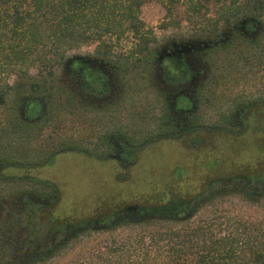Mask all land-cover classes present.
<instances>
[{
  "label": "trees",
  "instance_id": "trees-1",
  "mask_svg": "<svg viewBox=\"0 0 264 264\" xmlns=\"http://www.w3.org/2000/svg\"><path fill=\"white\" fill-rule=\"evenodd\" d=\"M145 1L0 0V163H42L70 147L97 151L96 134L107 119L78 109L73 96L54 86L55 70L70 50L91 43L97 53L113 55L126 66L139 62L156 39L140 14ZM158 1L166 8L160 27L179 23L173 13L183 2L199 35L244 17L264 22V0ZM209 2L216 6L206 15ZM221 60L205 102L223 101L239 79L264 74V34L248 50ZM31 68L48 92L47 108L34 122L23 120L16 102L9 101ZM11 76L18 78L16 83ZM115 115V125L131 130L137 142L157 124L156 114L142 104ZM17 180L0 174V183ZM235 194L237 201L225 202L226 195ZM188 211L180 217L147 208L140 214H116L105 227L81 225L80 232L60 241L61 249H70L62 264H264V180L218 181L206 186Z\"/></svg>",
  "mask_w": 264,
  "mask_h": 264
},
{
  "label": "flooded vegetation",
  "instance_id": "flooded-vegetation-1",
  "mask_svg": "<svg viewBox=\"0 0 264 264\" xmlns=\"http://www.w3.org/2000/svg\"><path fill=\"white\" fill-rule=\"evenodd\" d=\"M263 34L264 22L244 17L232 23H224L218 32L209 35L184 32L162 35L151 42L149 50L139 61V76L143 80L139 83L135 79L137 75L127 73L126 64L113 55L104 56L94 49L91 52L80 51L67 55L58 76L53 77L54 86L73 96L78 109L103 116L108 123L101 124L96 134L99 143L96 152L89 153L81 148L70 147L57 153L71 150L86 152L120 170L136 165L143 152L158 147L165 140H195L196 137L190 134L199 129L210 133L218 131L235 138L242 137L251 120L264 121V90L247 97L238 96L233 112L218 117L221 123L217 121L201 125L197 110L202 93L211 94L217 66L222 65V60L218 62V58L248 50ZM37 87L36 81L32 80L28 90L21 95L20 106L17 108L25 121L39 120L47 108V89L36 90ZM135 103L152 110L155 108L157 121L154 130L138 142L132 140L131 130L117 127L114 123L117 110L126 112ZM53 156L42 163H0V174L4 177L23 179L37 185V189H27L14 195L15 199H12L10 205H0V264H27L43 258L62 238L86 224L77 219H54L51 215L45 217L41 214V217L37 216V210L45 209L57 197L55 190L51 192L45 187H52V183L25 173H2L6 167L27 170L31 166L46 164ZM117 176L122 178L126 174L119 171ZM238 178L262 182L264 173L257 179L237 173L216 181ZM215 183L210 181L207 186ZM203 191L189 197L167 194V197H159L152 205L131 203L117 206L107 214L93 216L87 223H102L125 211L140 214L147 209L146 206L150 209L153 206L165 207V213L180 216L189 210Z\"/></svg>",
  "mask_w": 264,
  "mask_h": 264
},
{
  "label": "rangeland",
  "instance_id": "rangeland-1",
  "mask_svg": "<svg viewBox=\"0 0 264 264\" xmlns=\"http://www.w3.org/2000/svg\"><path fill=\"white\" fill-rule=\"evenodd\" d=\"M207 5L210 10L206 15H210L213 13L216 3L209 2ZM186 8V4L181 2L173 13V17L179 23H170L164 27H160L158 24L166 15V8L162 2L158 0L145 1L140 14L144 21L153 27L156 38L181 32L199 35L196 26L186 16ZM94 46V43L82 45L70 50L68 55L80 51L91 52ZM139 65L140 63L137 61L136 63L129 61L125 69L131 76L137 75V78H134L138 83L143 81L139 76L141 70ZM59 72L60 67L55 70L54 76H58ZM10 80L15 82L18 78L11 76ZM32 80L37 84L40 83L38 89L45 88L46 84H43L37 75V70L31 68L27 76L21 78L19 87L13 88L9 94V101H15L18 108L21 95L28 90ZM52 82L55 81L52 80ZM263 86L264 74L256 73L248 80L239 79L233 84L231 92L223 96V101L208 100L205 102L203 98L205 92H203L197 110L198 121L201 125L217 122L218 117L222 114L233 112L234 102L238 96H251L258 91H263ZM153 112H156L155 108ZM192 135L196 139L191 142L187 139H168L161 142L158 147L148 148L140 155L138 163L127 169L119 170L117 167L104 164L91 154L71 150L56 153L46 164L31 166L27 170L19 167H6L2 173L9 175L25 173L49 180L52 187H45L51 192L55 190L57 197L45 209L37 210V216L51 215L54 219L77 220H89L95 215L107 214L115 207L125 204L152 205L159 197H167V194L189 197L204 189L208 182L218 183L216 180L232 174L244 173L250 179H257L263 175V120H251L240 138L218 131L210 133L202 129L190 134V136ZM119 171H123L126 176L119 178L117 176ZM32 188L37 189V185L25 180L18 179L13 183L1 182L0 205H10L12 199H15L14 195ZM225 197L226 203L228 200L238 199L236 194ZM247 209L252 210V207H247ZM188 212L185 213L189 214ZM110 221L111 219L97 224L90 222L83 226H88L90 229L105 227L110 224ZM80 230L79 228L77 231L80 232ZM74 234L75 232L70 235ZM61 243L59 241V244L43 258L27 264H62L69 257L70 249L69 247L61 249L63 246ZM53 251L54 253H52Z\"/></svg>",
  "mask_w": 264,
  "mask_h": 264
},
{
  "label": "water",
  "instance_id": "water-1",
  "mask_svg": "<svg viewBox=\"0 0 264 264\" xmlns=\"http://www.w3.org/2000/svg\"><path fill=\"white\" fill-rule=\"evenodd\" d=\"M128 207H130V206H128ZM145 208H149V206H146ZM151 208H152V209H155V210H159L160 212H165V211H164V208H165V207H164V208H163V207H158V208H157V206H153V207H151ZM170 214H172V213H170ZM172 215H173V214H172ZM78 221H79V222H82V223H87L88 220H87V219H79Z\"/></svg>",
  "mask_w": 264,
  "mask_h": 264
}]
</instances>
